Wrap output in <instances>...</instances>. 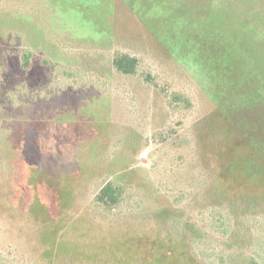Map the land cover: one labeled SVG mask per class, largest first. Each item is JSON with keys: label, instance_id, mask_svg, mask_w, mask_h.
<instances>
[{"label": "rangeland", "instance_id": "rangeland-1", "mask_svg": "<svg viewBox=\"0 0 264 264\" xmlns=\"http://www.w3.org/2000/svg\"><path fill=\"white\" fill-rule=\"evenodd\" d=\"M119 1L0 0V36L10 38L8 44H4V49H7L6 57H9L6 77L10 85H7V91L16 102L31 100L33 104L36 103V113L40 119L45 117L46 122L49 121L48 124L40 123L45 124V127L39 125L37 130L43 135L46 132V135L41 136L42 142L47 143L46 146L40 147L38 142L41 139L35 142L33 138L25 145V174L16 181L13 191L15 203L41 222L38 227L41 231L38 232H42L41 236L47 242L55 241V235L61 234L63 236L57 237H62L60 241L68 244L69 237L75 235L77 228H82V225L76 224V228L73 226L71 229H63L73 218L82 223L84 221V228L88 227L86 224H90L92 218H96L107 229L111 226L122 227L133 216L142 215L145 217L146 231L150 232L152 224L148 216L159 211L162 219L167 214L171 216L160 228L164 231H177L174 233L182 235L188 244V252L201 264H263L264 216L249 215L246 226L240 227L230 219L231 214L226 209L212 207L203 210L195 201L190 200L196 180H199L190 135L191 123L197 113L195 111L200 107L195 83L201 84V79L205 77L191 63L184 62L191 79L188 83H181L179 78L170 77L173 76L172 72L166 73V69L171 66L165 67L161 63L168 64L161 53L155 54L149 44L137 47L141 42L139 34H142L140 26L143 24L135 19L139 18L144 22L146 19L141 15L147 12L144 16L155 20L162 32L167 0H129L133 12L121 10L126 4ZM178 26L182 25H176L173 40L180 42L188 36ZM142 29L146 33L145 28ZM212 36L210 32L206 38L196 40V37L191 36L193 38L189 39L196 56L193 58L199 59L195 49H204L207 55L205 65L211 68L206 71L222 82V85H205L210 86L209 95L218 106V110H210L212 113L208 115V121H215L217 118L220 120L221 115L225 123L219 146L228 147L232 144L230 130L235 132L237 127H246L256 122H259L255 127L257 136H264V80L261 81L257 65L246 60L243 53L238 55L243 61L239 58L234 70L226 67L227 59L224 56L219 57L217 63L213 62L210 53L216 39ZM104 39L113 43V46L107 47L108 44L105 43L100 52ZM122 51L136 57L139 73L150 75L151 85H155L165 95L162 98L152 86H149L150 90L147 92L142 91L144 102L140 104L143 115L152 114L155 104H159L164 113L162 111L158 120L149 118L146 123L140 121L138 129L143 133L140 139L141 152L131 164L132 168L141 172L138 175L139 182L143 178L144 181H151V188L159 194L164 193L174 210H184L183 216L167 210V205L152 197L151 192H144L143 189L128 184L122 185L119 204L111 206L105 202L98 203L96 196L106 182L104 178L93 181L81 194L74 193L72 189L71 179L82 167L83 161L85 162L84 153L89 151L92 144L99 150L103 139L108 143L105 147H112L111 152L115 154L120 150L118 145L124 147L126 144L127 152L134 149L133 143L129 146V142L133 140H126L125 136L121 144L119 141L117 143L116 136L113 137L112 134L109 135L110 139L104 138L106 135L102 131L105 126L101 123L104 120L98 116L104 103L98 98L100 95H95L97 93L90 89L91 85H101V79L96 82L93 74L87 72L94 65L93 58L100 55L103 60H108ZM22 54L31 55V66ZM195 62L197 63L196 60ZM112 77L113 79H108L110 85L107 87L113 89L115 95L117 91L118 95L121 91L124 108L135 111L137 92L133 87L137 83L126 77ZM228 78L236 81L237 85H227ZM102 87V90L106 89V85ZM163 99L168 105L167 109H164ZM82 105H91L93 119L86 118V115L83 122L94 123V128L82 125ZM117 116L118 112L114 110V119ZM124 116L126 117L125 113ZM105 129L110 128L106 126ZM250 137L263 150L264 145L255 136ZM42 153H47L43 163ZM74 212L75 216H71ZM144 226L141 227L145 228ZM11 237L13 233L5 228L4 232L0 231L1 259L3 256L9 259L5 249L9 243L14 245V238ZM62 250L57 244L46 249L39 248L40 252L53 260L49 264L66 262L62 254L54 257ZM68 262L66 263L69 264ZM35 264H42V261L37 259Z\"/></svg>", "mask_w": 264, "mask_h": 264}, {"label": "trees", "instance_id": "trees-1", "mask_svg": "<svg viewBox=\"0 0 264 264\" xmlns=\"http://www.w3.org/2000/svg\"><path fill=\"white\" fill-rule=\"evenodd\" d=\"M120 1L126 4L125 8L119 7L121 10L126 9L128 12H133L129 0ZM166 7L165 20L161 26L162 32L158 29L155 20L144 16L147 12L141 15L146 19L144 22L139 18L135 19L143 24L142 27L140 26L142 34H139L141 42L137 47L141 48L149 44L155 54L156 52L161 53L168 64L161 63L165 67L171 66L166 69V73L172 72L173 76L170 77L179 78L181 83H188L191 79L184 62L191 63L190 65L196 67L205 77L201 79V84L195 83L201 85H195L200 107L195 111L197 113L191 123L190 135L196 154L199 180H196L195 190L190 200L195 201V204L203 210L212 207L226 209L231 214V220L240 227L241 225L246 226L249 215L251 217L264 216V148L263 150L258 148L250 135L255 136L261 145H264V136H257L255 127L259 125V122H256L246 127H237L236 133L230 130L232 144L228 147L219 146L225 123L221 115L220 120L217 118L215 121H208V115L212 113L210 110H218V106L209 95L210 86L205 85H222V82L206 71L210 67L205 65L207 55L204 49H195L199 59L193 58L196 56L193 51L194 47L190 46L189 38L193 36L199 40L206 38L207 33L211 32L212 37L216 39L214 46H211L212 53H210L213 62L217 63L218 58L224 56L227 59L226 67L234 70L240 58L238 55L243 53L246 60L257 65L256 69L261 74V81L264 80V0H167ZM177 23L182 25L178 26L179 30L188 36L180 42L173 40L176 25H179ZM9 40L10 38L6 35L0 36V231L4 232L5 228L13 233L11 238H14V245L7 244L5 252L9 259L3 256V259L0 258V264H35L37 259H40L42 264H49L53 260L51 261L49 255L40 252L39 248L46 249L56 244L63 250L54 257H60L62 254V258L64 257L66 262L69 261V264H201L188 252V244L182 235L174 233L177 231L170 232L161 229V226L165 225L171 216L167 214L162 219L159 211L148 216L152 224L150 232L146 231L145 217L142 215L133 216L122 227L111 226L107 229H104L96 218H92L91 223L86 224L87 228H84V221L82 223L81 220L73 218L63 229H71L76 224L82 225V228H77L75 235L69 237L68 244L60 241L62 237H57L61 234L55 235V241H51V245V242L43 239L42 232L39 233L41 230L38 228L41 222L37 221L31 212L15 203L13 191L16 181L25 174V145L27 142L30 143L32 138L38 142L37 139L46 135V132L44 135L37 132L38 126L46 122V118L40 119L36 113V103L33 104L31 100L16 102L7 91V85H10L6 77L9 57H6L7 49H4V44H8ZM105 43L108 44L107 47L113 46V43L104 39L99 49L100 52ZM21 56L27 64L30 63L29 66L32 65L33 58L30 54ZM92 61H95L94 65L89 67L87 72L93 74L96 82L101 79V85H91L90 89L97 93L95 95H100L98 98H101L104 104L98 116L104 120L101 122L102 125L110 128L106 130L103 127L102 132L106 135L104 138L110 139L111 136H116L117 143L119 141L121 144V140L127 137L126 140H133L129 142V146L133 143L134 149L129 150L131 153H128L126 144L124 147L117 144L120 150L118 152L116 150L115 154L111 152L112 147H105L107 141L103 139L102 148L99 150L92 144V147L88 148L89 151L84 153L85 162L83 161L82 167L71 179L74 193L81 194L93 181L104 178L106 182L96 196L98 203L105 202L111 206L119 204L123 192L122 185L128 184L143 189L144 192H151L152 197L167 205L165 206L167 210L183 216L184 210L181 208L174 210L164 193L159 194L151 188V181H144L143 178L139 182L140 176L138 175L141 172L132 168L131 165L141 152L140 139L143 133L138 129L141 125L140 121L146 123L149 118L158 120L164 113L163 109L158 106L159 104H155L152 114L143 115L140 104L144 102L142 91L147 92L150 90L149 86H152L162 98L165 95L155 85H151L150 75L144 76L139 73L136 68L137 59L129 52L122 51L108 60H103L99 55ZM111 75L130 78L137 83L133 87L137 92L135 111L124 108L121 91L119 95L118 91L115 95L114 90L107 87L110 85L108 79L110 77L113 79ZM226 83L237 85V82L230 78L226 79ZM102 85H106V89L102 90L104 88ZM163 101L165 102L164 99ZM169 105L171 106V102ZM90 106L82 105L84 108L82 125L94 128V123L85 124L83 122L86 115V118H92L93 110ZM167 108L168 105L165 102L164 109ZM114 110L118 112L116 119L113 117ZM124 113L126 117H123ZM48 123L49 121L45 124ZM45 124L40 126L45 127ZM245 128L246 131L243 130ZM38 143L40 147L47 144L43 143L42 139ZM241 144L243 147L240 148ZM46 155L47 153L41 154L42 163L45 162ZM143 170L142 168L141 171ZM75 213L71 216H75ZM66 262L63 261V264Z\"/></svg>", "mask_w": 264, "mask_h": 264}]
</instances>
